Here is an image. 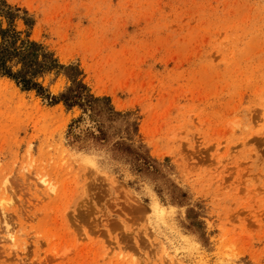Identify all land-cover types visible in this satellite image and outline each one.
<instances>
[{"label":"rangeland","instance_id":"1","mask_svg":"<svg viewBox=\"0 0 264 264\" xmlns=\"http://www.w3.org/2000/svg\"><path fill=\"white\" fill-rule=\"evenodd\" d=\"M7 1L161 174L0 75V264H264V0Z\"/></svg>","mask_w":264,"mask_h":264},{"label":"trees","instance_id":"2","mask_svg":"<svg viewBox=\"0 0 264 264\" xmlns=\"http://www.w3.org/2000/svg\"><path fill=\"white\" fill-rule=\"evenodd\" d=\"M23 22L24 31L17 28ZM35 21L28 11L0 0V75L14 82L23 92H35L50 105L63 104L68 111L78 108L82 115L71 129L86 119L92 127L86 133L97 142L112 143L113 151L127 159L139 173L161 174L159 163L143 144H137L138 123L131 113L118 111L108 96H96L83 80L78 65H63L46 46L32 39ZM55 73L65 76L70 86L53 95L42 79ZM181 197H186L184 194Z\"/></svg>","mask_w":264,"mask_h":264}]
</instances>
